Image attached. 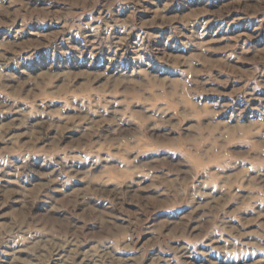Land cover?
<instances>
[{"label":"rangeland","instance_id":"1","mask_svg":"<svg viewBox=\"0 0 264 264\" xmlns=\"http://www.w3.org/2000/svg\"><path fill=\"white\" fill-rule=\"evenodd\" d=\"M0 264H264V0H0Z\"/></svg>","mask_w":264,"mask_h":264}]
</instances>
